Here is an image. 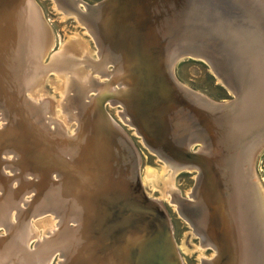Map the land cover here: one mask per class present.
<instances>
[{"label": "bare ground", "instance_id": "bare-ground-1", "mask_svg": "<svg viewBox=\"0 0 264 264\" xmlns=\"http://www.w3.org/2000/svg\"><path fill=\"white\" fill-rule=\"evenodd\" d=\"M56 1L74 14V0ZM34 4L0 0V121L6 122L0 125V164L4 156L13 157L2 154L9 147L18 153L13 169L19 165L38 176L34 183L28 179L32 185L26 187L22 179L16 191L12 185L18 181L8 185L0 176V226L6 225L9 213L11 221L5 227L8 235L0 236V264H50L58 250L59 264H163L162 250L154 247L166 243L159 213L135 189L129 190L130 171L119 136L98 109L83 105L94 82L107 78V61L111 67L115 64V77L123 80L119 99L109 104H131L125 115L167 161L163 167L169 174L162 178L148 168L150 181L140 178L141 185L160 184L173 201L178 195L173 183L176 166H197L198 186L189 201L177 206L187 210L184 213L208 243L214 242L211 264L264 262V191L250 169V146L254 137L264 136V119L251 120L252 110H239L238 95L234 103L220 107L197 98L173 73L174 59L194 41L224 48L236 68V84H245L238 85L241 96L256 93L263 110L264 0H108L86 5L92 11L79 21L97 34L96 57L86 44L67 42L48 65L43 60L52 37L38 20ZM50 65L63 80L64 98L54 106L58 112L47 110L40 96L35 100ZM96 71L100 78H93ZM216 75L229 88L222 75ZM199 109L208 112L206 119ZM72 121L68 133L66 123ZM197 138L209 145L210 154L193 155L189 148ZM183 145L190 154L182 151ZM29 188L32 200H19ZM20 204L27 208L18 211ZM39 205L54 216L52 228L44 233L53 237L31 253L24 249L30 246V232L22 218ZM144 209H150V221L134 211ZM59 222L76 227L59 229Z\"/></svg>", "mask_w": 264, "mask_h": 264}, {"label": "rangeland", "instance_id": "rangeland-1", "mask_svg": "<svg viewBox=\"0 0 264 264\" xmlns=\"http://www.w3.org/2000/svg\"><path fill=\"white\" fill-rule=\"evenodd\" d=\"M98 1L100 0H80L78 3H76L77 0H74L75 2L74 9H73L74 14H71V13L67 14L63 9H61L58 6V3L56 0H32L33 4L35 3L34 5L36 7L38 6L37 7V11L39 10L38 20H40V22L43 24L44 29L47 32V34H49L48 38L52 37L49 40L51 43H50L49 48L46 50V54L43 60V62L46 65L50 64V62L52 61L51 59L54 57V54L59 53L62 47L67 42H81L83 44H86L89 48L91 57L93 58L96 57L95 51L98 50L97 41H96L97 34L96 32L95 33L93 32L92 34L91 29L89 30L86 27L85 23L79 21V18L82 16L83 13H86V12L90 13L92 11V8L87 7L86 4L93 5L97 3ZM46 68H48L49 71L47 72V74H45V77L43 78V81H42L43 83H41V88L39 89V92L36 93L37 96L35 100H38L40 96L41 98H39V100L41 99L40 100L41 104L46 106L47 110H54V112H58V110L60 109L57 106L54 109V106L56 105L57 101L63 100L64 98V95H62V90H61V87H62L61 85L63 83V80L59 77L56 71H53V68H54L53 66L50 65ZM106 69L107 70L111 69V66L108 65ZM173 73H174V76L177 82H179L178 83L179 85L182 84L183 87L186 86L185 88H188L191 91L194 90L193 92L196 91V93L199 92L203 94L204 97L207 98L206 100L223 101V100H228L233 97V91L230 88H228L225 84L219 81V79L217 78V75L211 69L209 63L201 57L193 56L188 53L181 54L180 56L174 59ZM98 74L99 73L97 71L94 72V74H92L93 78H100V75ZM241 82H242L241 84L242 87H244L243 85H245L243 81L237 82L238 90H239L238 85H240ZM239 92H241V90L238 91L239 102H238L237 107H239V110H242V107L244 108L246 107L245 110H252L253 115H251L252 116L251 120L264 119V109L263 110L259 109V106L256 100L257 98L255 97V95L257 94L252 92L250 95L249 94L244 95L245 94L244 93L241 96L242 92L240 94ZM247 105H248V109H247ZM131 106H132L131 104L130 105L126 104L125 107L122 108L119 105H110L108 103V105L105 107L107 111L110 113V115L113 116V118L117 120L126 129L128 134L132 138L131 139L132 142L138 148L140 158H141L140 174H139L140 178L145 179L146 182L150 181L146 178V175H145V172L147 171L148 168L149 170H152L154 172L156 171V173L159 176L162 173L160 177L164 178L167 174H169V170L167 169L166 171L164 169L167 161L163 157H160V158L158 157V154L152 150L151 146L143 138V135H141L139 130L136 129V127L133 125L132 119L130 117L128 118V116L125 115V112L128 111ZM192 106H195V105L192 104ZM193 108L196 109L195 107ZM201 109H199L200 113H202L203 117H205L206 119L209 114L206 110H201ZM119 112L121 113V115ZM259 113L261 114L263 113V114L261 116H258L257 114ZM0 117H1V112H0ZM126 122L127 123L129 122V123L127 124ZM3 123L4 122L0 121V125ZM69 124L70 122L66 123V127L68 126L66 131L68 133H70V128L74 127L75 122L72 121L71 124L70 125ZM50 127L52 128L53 125H51ZM208 127L209 125L204 127L205 134L208 133V129H209ZM194 142L189 148L190 151L192 152L199 151V152L205 153L204 155L206 154L208 155L211 153L209 149V145L206 144V142L203 139L197 138L196 140H194ZM164 160H165V163H164ZM186 165L188 166V168ZM186 165L182 166V164L180 165L179 163L176 166L177 170L173 173L174 188L178 192L176 199H173V201L171 199L170 200L168 199V196L170 198V195H168L167 193H163V190L160 184L148 183V185H146L145 188L147 189L146 191L148 192L149 197L156 199L165 207L166 213L171 220L172 230H173L176 242H177V248L181 255L183 264H211L213 262L211 258L214 256V252L216 251L214 242H209L210 243L209 244L202 237L203 234L199 230L198 231L196 230V227L194 226V224L191 223L190 219L186 216V213H184L187 210L178 208L179 205L177 204V202L178 203L181 202L180 204H184L187 201H189L190 200L189 195L193 194L194 190L196 189V186H198V183H199V178L197 177L199 175L198 167L192 164H186ZM250 169H252L257 182L259 183L262 190L264 191V144L260 145L257 149L254 150L252 154V162L250 161ZM9 171L10 170H8V173L11 172ZM23 179L27 182L25 187L32 185V183H34L32 179H29L30 182H32L30 184H28L29 180L27 178H23ZM19 183H21V181ZM16 185H17V182H16ZM16 185L15 183L12 185L14 191H16L15 189ZM30 194H28V196L26 195L25 197L27 198L25 199L27 200V202L28 200L29 201L32 200L34 196L33 195L34 192L31 191ZM18 198H20V195ZM29 205L34 206L32 205L31 202L29 203ZM22 206L23 205L20 204V208H18V211L21 209H24V208H21ZM34 208L36 210L31 208V212L39 210L40 205ZM3 212L4 211L0 212L1 220L3 219V216H2ZM13 213H15V211ZM51 213H48V212L40 213V214H35L32 217H29V220H30L29 226H26L28 227L29 232H30V236L27 239L28 245L31 246L37 237H41L42 235H44L46 229L52 228L51 221H52V218H54V216ZM9 215L10 213L7 216L8 221H5L6 225L11 224ZM6 225L0 226V236L5 234ZM262 245H263V253H264V243H262ZM61 257H62L61 251L58 250V253H55L54 256L52 257L50 264H56L57 261L60 262L59 260ZM261 264H264V262L261 261Z\"/></svg>", "mask_w": 264, "mask_h": 264}, {"label": "water", "instance_id": "water-1", "mask_svg": "<svg viewBox=\"0 0 264 264\" xmlns=\"http://www.w3.org/2000/svg\"><path fill=\"white\" fill-rule=\"evenodd\" d=\"M107 1L108 0H100L93 5H88V4H86V5H88L89 7L95 6V5L100 6ZM251 3H253V0H251ZM253 12L256 14V16H260V14L257 11L256 12L253 11ZM194 42H192V44L189 45V48H187L183 51H180L178 56H180L181 54L188 53V54H191L193 56H198V57H201L203 59H206V61L209 63V65H210L211 69L214 71V73L215 74L219 73V75H222L226 84H228L229 88L233 91V97L232 98H230L228 100H223V101L214 100L213 103L218 104L217 106H219V107L220 106H227L228 104L234 103V101L236 100L237 95H238V89H237L236 77H235V74H236L235 69L236 68L232 64L233 60L227 54V52L224 48H221V47L219 48L215 45L210 46V45L206 44L205 42H203V44H198V43H194ZM108 62H109V64H108ZM110 63H111L110 61H107V65H110ZM114 72H115V64H113V66L111 67L109 72L108 71L105 72V74L107 75V78L104 81H102V82L95 81L94 82L95 84H93V86H91V88L88 89L90 93L87 90V93L84 96L83 105L90 106L91 109L93 107L95 109H98L99 112L101 113L102 117H104V120L108 123L111 130H113L119 136V138L122 142L121 147L124 148V151L126 153V159L128 162L127 165H128L129 171H130L129 182H131L132 185H130V183H129V190L134 192V189H135L138 192V194L141 196V199L144 200L145 203H147V204H153L155 206V209L159 213L161 226L163 227V229L165 231L166 243H165L164 248L161 246V244H158V243H155L156 246H154V247L157 248V245H158L160 247V249L162 250L161 258H162L163 264H183L181 255H180L178 248H177V242H176V239L174 237L173 230H172L171 220L166 213L165 207L156 199L151 198V197H147V194H146L147 189L141 185L140 177H139L141 158H140L138 148L132 142V140H131L132 138L130 137V135L128 134L126 129L117 120H115L113 118V116H111L110 113L105 108V106H107L109 101H111L112 99H119V97H120L119 95H120L121 90H122L121 84H122L123 80L120 78H116ZM168 76H170L174 85H176L178 88H180L176 84V82L172 79L170 71L168 73ZM108 85L110 86V88L105 89ZM191 94L195 95L197 98L199 97L200 99H203V98L207 99L206 97H203L204 96L203 94H201L199 92L196 93V91L191 93ZM199 94H201V96ZM4 124H6V122H4L3 125ZM79 127L81 128L82 124H79ZM1 128L2 127H0V129ZM54 129H56V128L54 127ZM76 131H77V128H76ZM62 136H63L62 140L66 141L67 138H65V136H67V135L63 134ZM262 144H264V136L263 135L254 137L252 139V143L250 146V149L252 150V154H253L254 150L257 149ZM181 149H182V151L189 153L187 146L183 145V147ZM12 151L13 150H11V148H9V147L4 148L2 151V154H9L13 157H11L9 159L8 157L4 156V158H2L3 160L7 159V161L1 160L2 161V163L0 164V176H1V178H3L8 185H10L11 182L18 181L16 187L19 185V182L23 178H27V179H33L34 177L37 178L38 176L36 173H34V171L25 170L19 165L16 167V169H13V166H11V164L15 163L16 160L18 159V156H17L18 153L15 154V153H13L14 151L13 152ZM192 153H193V155L205 154V153H202L199 151H194ZM181 162H184V161H181ZM8 169H11L12 172L5 173V170H8ZM54 172L57 173V170H55ZM248 179H250V178H248ZM31 191H33V190L32 189L30 190V188L25 190L22 194H20L19 200L20 199H21V201H22V199L25 200L26 195H28ZM24 195H25V197H23ZM17 203H18V200H16V202H13V204H16V205H17ZM24 208L26 209L27 206H25ZM148 210H150V209L134 210V211L143 214V217H141V218H145V219L150 221V218H151L150 216L152 215V213ZM47 212L48 211H46V210L45 211L39 210V211L29 212V214H28L29 216H26V217L23 216L22 222H24V224H28V226H29V223H27V222L30 221L29 220L30 216L32 217L35 214L47 213ZM48 213H51V212H48ZM72 219H74V218H72ZM22 225H23V223H22ZM62 227H63V229L64 228H74V227H76V223L66 225V223H63V222L60 223L59 222L57 228L62 229ZM51 234L52 233H48L46 235H42L41 237H37L36 240L34 241V243L31 245V247L28 246V248L25 247L24 249H26V251H28V252L31 251V253L32 252L34 253V251H36L38 249V247L40 245H42V243H44L47 239H50L53 237V236H51ZM4 235H6V233ZM51 252L52 251H50L47 255H45V257L48 258L50 256ZM56 253H58V252H56ZM41 261H44V260L41 259L40 262ZM58 263L59 262L57 261L56 264H58Z\"/></svg>", "mask_w": 264, "mask_h": 264}]
</instances>
